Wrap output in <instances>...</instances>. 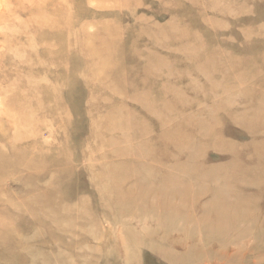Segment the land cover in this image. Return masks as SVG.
Instances as JSON below:
<instances>
[{
	"label": "rangeland",
	"instance_id": "1",
	"mask_svg": "<svg viewBox=\"0 0 264 264\" xmlns=\"http://www.w3.org/2000/svg\"><path fill=\"white\" fill-rule=\"evenodd\" d=\"M0 264H264V0H0Z\"/></svg>",
	"mask_w": 264,
	"mask_h": 264
}]
</instances>
